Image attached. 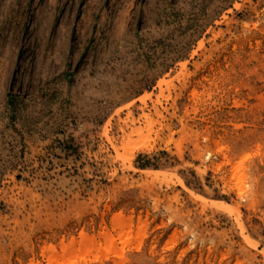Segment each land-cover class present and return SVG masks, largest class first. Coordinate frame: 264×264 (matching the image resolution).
<instances>
[{
	"label": "rangeland",
	"instance_id": "rangeland-1",
	"mask_svg": "<svg viewBox=\"0 0 264 264\" xmlns=\"http://www.w3.org/2000/svg\"><path fill=\"white\" fill-rule=\"evenodd\" d=\"M0 264H264V0H0Z\"/></svg>",
	"mask_w": 264,
	"mask_h": 264
},
{
	"label": "bare ground",
	"instance_id": "bare-ground-1",
	"mask_svg": "<svg viewBox=\"0 0 264 264\" xmlns=\"http://www.w3.org/2000/svg\"><path fill=\"white\" fill-rule=\"evenodd\" d=\"M157 125H158V123H157L156 121H155V122H152L151 125H150V127H149V131H152L153 128H155ZM135 151H136V150H131V152H130L129 154H126V155L124 154L123 156H121L122 159H123L124 161H130L131 158L133 157L132 155H133V153H134ZM134 154H135V153H134ZM216 204L222 206L223 208L226 207L222 202H218V201H217ZM107 235H108L107 233H102V234L100 235V237H105V236H107ZM93 246H94V247H99L100 245L97 244L96 242H94V243H93ZM51 250L54 251L53 248H51ZM58 255H59V254L56 253V252L54 251L52 257H56V256H58Z\"/></svg>",
	"mask_w": 264,
	"mask_h": 264
}]
</instances>
